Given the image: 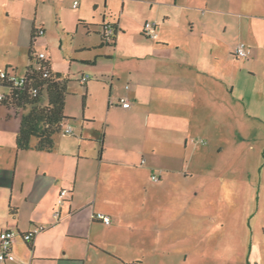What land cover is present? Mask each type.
I'll use <instances>...</instances> for the list:
<instances>
[{
  "label": "crops",
  "instance_id": "crops-1",
  "mask_svg": "<svg viewBox=\"0 0 264 264\" xmlns=\"http://www.w3.org/2000/svg\"><path fill=\"white\" fill-rule=\"evenodd\" d=\"M89 1L98 7L95 0ZM141 1L150 4L146 21L155 23V36L145 38L137 31L141 47L134 53L137 68H118L116 56L106 54L111 58L109 69L100 75L109 86L107 102L92 113L84 111L76 128L68 123L71 132L56 134L51 150L17 149L19 118L0 104V232L18 233L11 245L15 260L5 264H92L105 258L116 264H186L198 252L207 260L206 247L229 231L228 207L231 211L242 207L244 191L257 190L256 210H264L260 196L264 179L259 177L264 154L252 155L253 168L250 163L244 168L250 155L243 154L244 142L255 139L260 131L264 134V30L254 27L255 15L245 8L244 0ZM74 2L73 8L78 9L79 0ZM63 7L61 0H0V41L13 44L19 39V28L25 33L29 29L26 68L35 66L36 55L44 53L50 70L68 77L71 65L61 69L49 52L35 49L36 40L47 33L50 15L59 16ZM74 14L78 22H87L80 10ZM105 19L103 15L97 24L100 36ZM58 24L68 29L70 21L63 18ZM113 24V41L105 43L101 38L100 47L115 48L118 36L126 35L121 18ZM240 42L249 51L247 58L234 54ZM82 53L78 60L87 68L98 66L100 52ZM1 63L5 61L0 60V67H11L18 74L26 70L19 72L13 64ZM81 78L87 87L85 109L97 83L89 75L84 81ZM123 96L130 101L128 108L121 107ZM207 155L216 161L225 155L236 164L220 170L222 191L206 204L196 197L201 190L212 191L219 177L205 161ZM148 172L149 177L158 178L150 189ZM173 186L177 200L171 205L177 212L171 213L183 215L179 219L184 221L176 240L187 241L176 253L161 246L158 229L165 223L164 208L168 207L164 189ZM62 189L68 195L57 206ZM207 206L210 209L203 211ZM55 210L58 217L53 215ZM96 213L108 216L110 223L95 218ZM197 221L217 223L219 229L203 234L200 240L208 243L199 249L194 242ZM149 224L154 229L151 237ZM40 225L45 228L30 244L25 243L22 233ZM252 225L255 234L262 236L254 264H264V218ZM249 229L253 231L252 226Z\"/></svg>",
  "mask_w": 264,
  "mask_h": 264
},
{
  "label": "rangeland",
  "instance_id": "rangeland-1",
  "mask_svg": "<svg viewBox=\"0 0 264 264\" xmlns=\"http://www.w3.org/2000/svg\"><path fill=\"white\" fill-rule=\"evenodd\" d=\"M241 1L242 0H237L239 3ZM244 1L246 3L244 5L245 8L255 15L252 20L254 27L257 30H264V0ZM61 2L64 7L60 10L59 16L55 13L50 15V24L46 26L47 33L36 40L35 49L37 52H49L54 64L61 69H67L69 67L68 65H71L69 71H67L69 72V81L67 83L68 93L66 97L65 113L71 117L68 119V123L76 128V121H81L84 111L86 113H92L100 103L107 102L109 86L107 83H104L107 81L101 79L106 77L100 75L101 72L105 71V68L109 69L111 58L106 54L109 53L112 56H116L118 68H137L138 59L134 53L138 54L136 52L141 50L140 41L138 40L139 33H143V27L146 22L152 23L150 20L146 21L150 13V4H146L141 0H95V4H98V7H95L92 1L79 0L80 5L78 9H75L72 6L74 0H61ZM195 2L203 3L202 0ZM234 2L235 0L233 3ZM76 10H80L82 19L89 23L85 21L82 22V20L78 22L77 16L74 14ZM103 15L106 16L105 21L109 23H113L121 18V23L127 30L125 36H118L117 46L115 48L106 44L101 47L99 46L102 40L100 33H98L99 25L97 26V24L102 21ZM260 16H262L261 19ZM63 18H68L70 21V26L67 27L68 29L58 24L59 20ZM21 29L22 27L19 28L20 34L17 42L9 44L7 41H0V60L5 61V63L13 64L18 68L19 72H24L26 66L30 63L27 55L30 30L27 29L25 33ZM138 30L139 33L137 32ZM143 37L146 38L147 36L143 34ZM44 45L46 46V50ZM83 45L87 46V48L80 49ZM86 50H90L91 53L98 51L101 54L97 59L98 66L94 69L87 68L85 64L78 60L79 54H83L82 52H86ZM82 74L85 76L89 75L91 77L90 81L97 83L94 85V88H92L93 91L87 97V106L85 105V109L83 108V97L86 94L87 87L80 82ZM98 78L101 80L97 82L96 79ZM263 135V131H260L255 139L244 142L243 154L250 155L249 160L244 162V168L248 167L247 163H250L249 168H253L252 163H255V160H253L252 155L264 154ZM211 158H213V155H207L205 161L209 164V167H213L214 170H216L219 177L215 178L216 181H214V188L212 191L201 190L199 195H197V201H202V203L210 201L214 196L215 199L219 196L220 191H222L221 186L224 183L222 181L224 177L220 170L227 168L233 169L236 164L234 161L229 160V158L226 159L225 155L219 156L217 161L216 159L211 160ZM258 161L259 159L257 157V162ZM202 165L207 166L206 164ZM238 166H240V164ZM261 167L262 165L260 166L259 177L264 179V167ZM154 173L157 174L156 171ZM150 174L151 172H148L147 176L149 189L156 184L155 181L149 177ZM174 189V186L170 189L167 187L164 189L163 200L165 207H168L164 208L163 220L165 223L161 225V227L158 226V229L163 237L161 246H164L163 248L165 250L176 253V251L187 245V241L185 239L176 240L179 231L184 227V221L179 219L183 215L171 213L177 212L174 206L171 205L177 200L175 196L176 193L173 191ZM260 196L264 199V191L260 192ZM258 198L259 192L257 190L250 193L244 191L242 207H238L235 211H231L230 206L228 207V212L231 213V215H229V231L226 232V230H224L221 239L219 237L211 239V246L206 247L205 252L207 260H205L203 255H199L198 252L196 253V257L190 256L186 264H254L257 253L256 246L262 245V243H259L262 236L255 234L257 233L255 230L256 226L252 224L256 222V219L264 218V210L261 209L259 212L256 210ZM148 199L150 200V197H148ZM189 209L190 207L186 211H190ZM202 209L207 212L210 207L208 208L207 206L206 209ZM171 218L177 219L172 221ZM175 221L178 222L175 223ZM251 226L253 228L252 232H250L249 229ZM216 230H219L217 223L210 222L203 225L198 221L195 222L194 232L197 238L194 242L196 248H204L205 243H208L206 240H200L203 234H208L209 231H213L214 233ZM147 231L149 237L154 235L152 233L154 229L151 228L150 224L148 225ZM252 234H255L254 237H252ZM180 235H182L181 232ZM128 254L130 258L134 256L133 252H129ZM92 264H116V261L111 258H105L96 260Z\"/></svg>",
  "mask_w": 264,
  "mask_h": 264
},
{
  "label": "trees",
  "instance_id": "trees-1",
  "mask_svg": "<svg viewBox=\"0 0 264 264\" xmlns=\"http://www.w3.org/2000/svg\"><path fill=\"white\" fill-rule=\"evenodd\" d=\"M101 38L105 43L113 41V36L110 41H106L102 31ZM23 75L24 83L21 86H14L0 79V87L5 89L0 104L13 110L19 118L15 139L17 149L33 147L39 151H49L54 144L53 137L63 132L70 119L64 113L69 78L52 72L48 61L39 59L35 66L26 68Z\"/></svg>",
  "mask_w": 264,
  "mask_h": 264
},
{
  "label": "built area",
  "instance_id": "built-area-1",
  "mask_svg": "<svg viewBox=\"0 0 264 264\" xmlns=\"http://www.w3.org/2000/svg\"><path fill=\"white\" fill-rule=\"evenodd\" d=\"M78 5V2L75 1L73 3V6L76 7ZM155 23L146 22L143 27V32L146 36L153 38L155 36V32L153 31ZM38 33L42 34L43 29H38ZM102 33L104 36V39L106 41H110L111 37L114 34V26L113 23H105L102 27ZM234 54L237 58H247L249 55V51L247 50V47L244 43L240 42L238 45H236L234 49ZM37 59L39 60H46V56L44 53H38L36 55ZM0 79H4L8 83H12L14 86H21L24 83V75L18 74L17 72H14L11 68L7 67H0ZM85 80V76L81 78V81ZM128 88V86H126ZM5 89L0 87V100L3 99ZM121 107L128 108L130 106V101L126 96H123L119 99ZM64 133H70L71 128L69 126L64 127L63 130ZM151 179L153 181H157L158 178L155 175L151 176ZM68 195V191L66 189H62L56 200L57 206L62 205V203L65 201L66 197ZM54 217L59 216V211L55 210L53 213ZM95 218L101 220L104 224H109L110 219L108 216L102 214V213H96ZM45 227L43 225L36 226L32 230L22 233L21 238L24 242H31L35 235L42 231ZM17 232L12 229H5L0 232V263L5 264L6 262H12L15 260V255L12 251V242L14 241L15 237L17 236ZM130 264H139L138 262H133Z\"/></svg>",
  "mask_w": 264,
  "mask_h": 264
}]
</instances>
